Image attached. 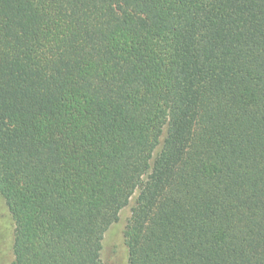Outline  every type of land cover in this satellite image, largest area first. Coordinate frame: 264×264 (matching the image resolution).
<instances>
[{
    "label": "trees",
    "instance_id": "1",
    "mask_svg": "<svg viewBox=\"0 0 264 264\" xmlns=\"http://www.w3.org/2000/svg\"><path fill=\"white\" fill-rule=\"evenodd\" d=\"M12 264H264V0H0Z\"/></svg>",
    "mask_w": 264,
    "mask_h": 264
},
{
    "label": "rangeland",
    "instance_id": "2",
    "mask_svg": "<svg viewBox=\"0 0 264 264\" xmlns=\"http://www.w3.org/2000/svg\"><path fill=\"white\" fill-rule=\"evenodd\" d=\"M134 199L123 208L118 220L105 233L102 242V264H127V249L124 244V229L131 214ZM14 221L10 215L5 200L0 195V264H12Z\"/></svg>",
    "mask_w": 264,
    "mask_h": 264
}]
</instances>
